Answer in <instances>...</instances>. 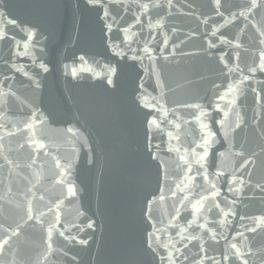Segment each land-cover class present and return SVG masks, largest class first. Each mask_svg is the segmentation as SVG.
<instances>
[{"label": "water", "instance_id": "1", "mask_svg": "<svg viewBox=\"0 0 264 264\" xmlns=\"http://www.w3.org/2000/svg\"><path fill=\"white\" fill-rule=\"evenodd\" d=\"M252 2L0 0V264H264Z\"/></svg>", "mask_w": 264, "mask_h": 264}, {"label": "snow or ice", "instance_id": "2", "mask_svg": "<svg viewBox=\"0 0 264 264\" xmlns=\"http://www.w3.org/2000/svg\"><path fill=\"white\" fill-rule=\"evenodd\" d=\"M89 2L90 3H95V2H97V0H89ZM217 3H219V0H217ZM261 4H264V0H259V6ZM257 6L258 5H257L256 0H253V2L251 3V7L250 8H256ZM145 7H147V5H145ZM0 38H2V37H0ZM44 70L47 71V68H45ZM253 71H255V69H253ZM151 123H155V120H153ZM41 147H43V145H41ZM206 155H207V148H205V156ZM240 183H243V180H241ZM72 194L74 195L75 193L72 192ZM225 216H227V213H225ZM251 230H255V229H251ZM3 235H7V233H3ZM61 235H63V233H61ZM9 248H10V245H9V242L7 240H4L3 243L0 244V249H3L4 251L9 249ZM232 248L236 249V253L237 254H240V250L238 248H236L235 244L232 245Z\"/></svg>", "mask_w": 264, "mask_h": 264}]
</instances>
